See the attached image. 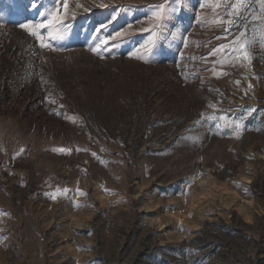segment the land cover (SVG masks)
Returning a JSON list of instances; mask_svg holds the SVG:
<instances>
[{"label": "rangeland", "instance_id": "obj_1", "mask_svg": "<svg viewBox=\"0 0 264 264\" xmlns=\"http://www.w3.org/2000/svg\"><path fill=\"white\" fill-rule=\"evenodd\" d=\"M76 2L41 48L59 0H0V264H264V50L210 54L262 0L228 33V0Z\"/></svg>", "mask_w": 264, "mask_h": 264}, {"label": "snow or ice", "instance_id": "obj_2", "mask_svg": "<svg viewBox=\"0 0 264 264\" xmlns=\"http://www.w3.org/2000/svg\"><path fill=\"white\" fill-rule=\"evenodd\" d=\"M176 7H168L172 3V0H164V3L152 5L151 7L154 9L151 15V19L155 20L157 23L153 25V28H159L161 25L172 18V15L180 10L182 7L186 6V0H174ZM221 4H223V0H220L219 3L215 5V8L218 10L221 8ZM31 6L33 8L37 7L35 3H32ZM100 7H107L105 4H100ZM76 8H83L84 11H88V8L85 5L81 4L79 0H77L75 4ZM203 7V5H202ZM249 5L248 0H228V3L224 5L225 14L229 18L225 20L223 17L219 15L217 11L216 16L214 17L213 23L219 24L221 26L227 24L228 27H224V32L228 33L231 30V26L233 25L234 20L239 19L244 12L247 11ZM260 12L264 13V0L261 2ZM41 15H44L41 13ZM75 16V13L71 11L70 8V0H59L58 5L51 11L47 13V17L45 21L35 25V29H32V26L27 24H21L20 27L29 31V34L35 37L39 42L41 48H52L51 43L45 42L44 33L40 30H48L55 28L56 31L53 33L52 31H48V36L50 40L60 39L63 40L66 36V29L68 27L67 20L69 17ZM115 19V17H113ZM255 21L264 20V15H253L252 17ZM203 22V21H202ZM101 28L105 27V25H101ZM132 26L129 25V28ZM99 31V29H97ZM144 31H150L151 35L156 36L157 33L151 29H144ZM129 35L128 30L126 29L123 32H117L112 39L117 38H127ZM219 38V37H217ZM104 45L108 44V40H104L101 42ZM149 43H153L154 41H150ZM259 44L260 50H264V24H261L258 29V35L254 36L252 39L247 38V33L245 31H240L239 35L235 36L232 41H229L227 44H221L217 48L213 49L211 55H215L217 53H222L224 56H231L240 62V66H244V62L248 64L251 63L253 58V53L257 50V45ZM53 50H55L53 48ZM93 52H97V48L92 49ZM135 55V53L133 54ZM140 58V57H137ZM237 85L240 84V81H235ZM249 88L252 87L251 84L248 85ZM249 110L248 114H251ZM223 119V117H221ZM232 127L234 129V135L239 137L241 131L243 130V124L240 121L232 122ZM60 151H65L64 149H60ZM95 155V153H93ZM52 199H56V196L53 195Z\"/></svg>", "mask_w": 264, "mask_h": 264}]
</instances>
